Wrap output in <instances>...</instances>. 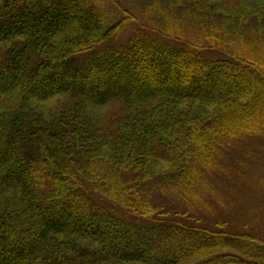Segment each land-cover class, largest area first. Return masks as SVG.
<instances>
[{
    "label": "trees",
    "instance_id": "obj_1",
    "mask_svg": "<svg viewBox=\"0 0 264 264\" xmlns=\"http://www.w3.org/2000/svg\"><path fill=\"white\" fill-rule=\"evenodd\" d=\"M120 1L0 0V264H264L197 216L264 148V0Z\"/></svg>",
    "mask_w": 264,
    "mask_h": 264
},
{
    "label": "rangeland",
    "instance_id": "obj_2",
    "mask_svg": "<svg viewBox=\"0 0 264 264\" xmlns=\"http://www.w3.org/2000/svg\"><path fill=\"white\" fill-rule=\"evenodd\" d=\"M120 9L117 10L113 5L106 6L107 9L111 10L113 15L120 18L124 14V11H129L133 15L137 16L135 19L139 22L142 20V15L140 14L142 9L145 8L146 4H149L147 0H141L133 2L132 4H127L126 2L120 1ZM136 5V7L134 6ZM134 8V9H133ZM115 19V17H114ZM144 20V21H143ZM146 25V22H144ZM142 23L139 24L141 26ZM131 27H137L135 22L129 24ZM143 26V25H142ZM132 31L130 29L121 33L117 39L106 43L109 47H120L126 44L127 40L131 37ZM227 159L236 162L238 166L229 169H224L225 172H218L219 177H217V183L215 184L216 192L213 195L214 199L216 194L222 196L221 198H216L221 202L224 200V204L218 206L212 205L213 208L216 207L217 212L214 214L205 211L202 214L197 215L199 218L205 220L207 223L213 222L217 219L223 220L226 224H223L222 229L232 231L234 233L247 234L248 236L256 237L264 241V148L260 149L259 152L251 154L247 157H241L236 154V152L229 154ZM227 160L223 161L220 166L228 164ZM226 162V163H225ZM242 163V165H241ZM221 173V174H220ZM216 175V176H218ZM155 198L160 200L164 206L169 207L171 201L169 198L163 194H156ZM168 198V199H167ZM216 200V202H218ZM215 203L214 200H211ZM173 205V204H172ZM218 213V215H216ZM208 214L210 216H208ZM211 228H215L212 227ZM251 238V237H250ZM251 242H253L251 240ZM261 241H258V243ZM261 250V248H258ZM212 253L216 255H236L240 258L239 254L229 250V249H213ZM195 258H191L185 262L189 264ZM197 259V258H196ZM244 258H242L243 260ZM246 263H254L258 261H248L244 260ZM259 263V262H258ZM184 264V263H181Z\"/></svg>",
    "mask_w": 264,
    "mask_h": 264
}]
</instances>
